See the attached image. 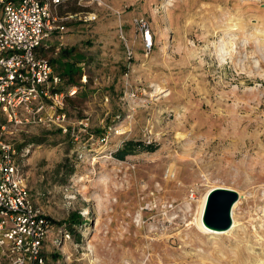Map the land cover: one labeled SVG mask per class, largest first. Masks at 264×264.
Masks as SVG:
<instances>
[{"label":"rangeland","instance_id":"rangeland-1","mask_svg":"<svg viewBox=\"0 0 264 264\" xmlns=\"http://www.w3.org/2000/svg\"><path fill=\"white\" fill-rule=\"evenodd\" d=\"M262 4L69 0L59 8L62 17L97 15L65 21L61 50L80 56L75 69L86 75L65 101L68 133L32 124L9 136L31 199L52 225L46 264H264ZM137 17L154 37L148 53ZM58 55L46 53L57 73ZM128 142L156 149L132 146L117 160ZM213 186L238 193L226 235L194 223ZM72 216L80 220L70 234Z\"/></svg>","mask_w":264,"mask_h":264},{"label":"built area","instance_id":"built-area-1","mask_svg":"<svg viewBox=\"0 0 264 264\" xmlns=\"http://www.w3.org/2000/svg\"><path fill=\"white\" fill-rule=\"evenodd\" d=\"M67 1L0 0V264H46L44 246L52 225L31 199L16 162L20 153L9 136L32 124L68 133L65 101L76 95L78 87L65 83L46 53L52 49L56 55L63 48L67 19L91 23L97 15L62 17L59 8ZM133 24L148 53L154 44L148 23L137 17ZM120 35L130 58L131 50ZM80 82L86 83L85 74ZM80 125L86 132L87 120ZM58 235L61 241L70 239L66 230Z\"/></svg>","mask_w":264,"mask_h":264},{"label":"water","instance_id":"water-1","mask_svg":"<svg viewBox=\"0 0 264 264\" xmlns=\"http://www.w3.org/2000/svg\"><path fill=\"white\" fill-rule=\"evenodd\" d=\"M237 200L238 194L231 189L217 188L210 191L203 213L204 225L213 230L227 231L232 224L231 208Z\"/></svg>","mask_w":264,"mask_h":264},{"label":"trees","instance_id":"trees-1","mask_svg":"<svg viewBox=\"0 0 264 264\" xmlns=\"http://www.w3.org/2000/svg\"><path fill=\"white\" fill-rule=\"evenodd\" d=\"M80 60H81L80 56H73V51L67 49L60 50L58 55V62L60 63L59 74L64 79L67 85L78 86V82L80 81V79H79V75H77L75 64L79 63ZM49 61L52 65L55 63L54 61L51 60ZM132 146H137L138 148H141L147 152H153L156 149L154 145L144 146L140 143L134 144L133 142H128L124 148L118 150L114 154V157L119 161H123L126 156L132 154L131 151ZM79 220L80 219L72 216L71 219L67 221L66 224L70 234L72 231V227L74 225H78Z\"/></svg>","mask_w":264,"mask_h":264},{"label":"bare ground","instance_id":"bare-ground-1","mask_svg":"<svg viewBox=\"0 0 264 264\" xmlns=\"http://www.w3.org/2000/svg\"><path fill=\"white\" fill-rule=\"evenodd\" d=\"M217 188H225V187H221V186H213L211 187L210 189H208L206 191V193L203 195L202 199L200 200L199 202V206H198V212H197V216L196 218L194 219V223L196 225V227L203 233V234H206V235H216V236H219V235H226L228 233H230L236 226V222L234 220V217H233V209L235 207V205L238 203V201H236V203H234V205L232 206L231 208V221H232V224H231V227L227 230V231H217V230H213L211 228H208L204 225L203 223V213H204V209H205V205H206V199H207V194L214 190V189H217ZM229 189V188H228ZM232 190V189H231ZM235 191V190H233ZM236 192V191H235ZM237 193V192H236ZM238 194V193H237Z\"/></svg>","mask_w":264,"mask_h":264},{"label":"crops","instance_id":"crops-1","mask_svg":"<svg viewBox=\"0 0 264 264\" xmlns=\"http://www.w3.org/2000/svg\"><path fill=\"white\" fill-rule=\"evenodd\" d=\"M82 0H78V2H81Z\"/></svg>","mask_w":264,"mask_h":264}]
</instances>
